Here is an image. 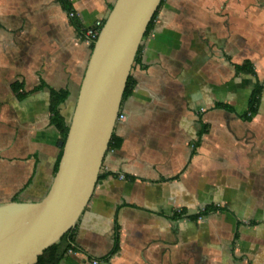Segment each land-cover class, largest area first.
<instances>
[{"label": "crops", "instance_id": "0c3cea01", "mask_svg": "<svg viewBox=\"0 0 264 264\" xmlns=\"http://www.w3.org/2000/svg\"><path fill=\"white\" fill-rule=\"evenodd\" d=\"M115 1L69 0L79 33L58 0H0V204L46 195L61 152L50 91L69 93L68 115L84 32ZM129 77L118 146L59 264H264V0H163Z\"/></svg>", "mask_w": 264, "mask_h": 264}, {"label": "water", "instance_id": "95a60500", "mask_svg": "<svg viewBox=\"0 0 264 264\" xmlns=\"http://www.w3.org/2000/svg\"><path fill=\"white\" fill-rule=\"evenodd\" d=\"M162 0H116L93 42L46 195L0 204V264H35L86 209L119 119L126 83Z\"/></svg>", "mask_w": 264, "mask_h": 264}, {"label": "trees", "instance_id": "16d2710c", "mask_svg": "<svg viewBox=\"0 0 264 264\" xmlns=\"http://www.w3.org/2000/svg\"><path fill=\"white\" fill-rule=\"evenodd\" d=\"M58 2L61 4L63 9L67 11V13L72 11L69 0H58ZM155 15L156 13L153 15L151 21L149 22L146 32L144 34V37L149 32L152 26V23L154 21ZM70 20L74 28L77 30V32L82 33V29L80 25L78 24L77 20H75L74 18H71ZM92 45L93 43L90 44L91 49H92ZM235 69L237 72H247V73L254 74L252 66L249 63H245L241 66H236ZM130 88H131L130 77H128L126 87L124 90V94H123V98L124 96L128 94V92L130 91ZM261 91H262V87L259 84H257L251 92L249 105H248V112L251 116L255 115L257 111V106H258ZM68 95L69 93L66 90H60V91L51 90L50 91V106H49L50 124L58 131L61 141H64L66 138V135L68 132V124H69V120H70V116L72 112H70L68 115L62 114L59 107L60 105L64 104L67 101ZM219 107H225V106L219 105ZM117 146H118V142H116L115 138L112 135L110 142H109V148L117 147ZM60 156H61V152L59 153V156L55 163L54 173L57 170ZM73 230L64 234L58 243L47 248L43 252V254L38 257L37 262L35 264H59L65 258V256L67 255L69 251L75 250L76 248L73 244V238H72ZM116 251H117V236H115V246L113 250L111 251L110 255L114 254Z\"/></svg>", "mask_w": 264, "mask_h": 264}, {"label": "built area", "instance_id": "2783aa9c", "mask_svg": "<svg viewBox=\"0 0 264 264\" xmlns=\"http://www.w3.org/2000/svg\"><path fill=\"white\" fill-rule=\"evenodd\" d=\"M68 16L70 18H73L74 17L73 12L72 11L69 12ZM102 25H103V22L97 21L91 28H88L87 30H85L84 32L85 38L90 44L95 41ZM119 118H121V116H119ZM120 178H122V176H120ZM93 264H97V262L93 261Z\"/></svg>", "mask_w": 264, "mask_h": 264}, {"label": "rangeland", "instance_id": "374dc122", "mask_svg": "<svg viewBox=\"0 0 264 264\" xmlns=\"http://www.w3.org/2000/svg\"><path fill=\"white\" fill-rule=\"evenodd\" d=\"M73 108L70 110V112H72Z\"/></svg>", "mask_w": 264, "mask_h": 264}]
</instances>
